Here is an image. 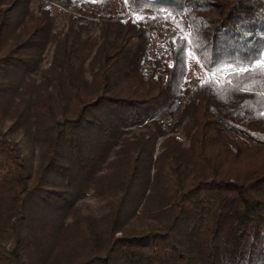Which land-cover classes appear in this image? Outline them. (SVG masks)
I'll return each instance as SVG.
<instances>
[{
    "label": "trees",
    "instance_id": "1",
    "mask_svg": "<svg viewBox=\"0 0 264 264\" xmlns=\"http://www.w3.org/2000/svg\"><path fill=\"white\" fill-rule=\"evenodd\" d=\"M260 50L264 0H0V264H264Z\"/></svg>",
    "mask_w": 264,
    "mask_h": 264
},
{
    "label": "rangeland",
    "instance_id": "2",
    "mask_svg": "<svg viewBox=\"0 0 264 264\" xmlns=\"http://www.w3.org/2000/svg\"><path fill=\"white\" fill-rule=\"evenodd\" d=\"M190 64H191V70H192V76H193V79L197 76H200L202 73H203V68H202V65L201 63L199 62V60L195 57V56H192L191 57V61H190ZM194 83V82H192ZM193 85V84H192ZM191 85V87H192ZM173 119H170V122H173L172 121ZM16 140L20 141L21 137L18 135L15 137ZM21 142V141H20ZM164 142V138H159L158 141H157V147H156V152H155V158L157 157V155L161 152L160 150V147L162 145V143ZM24 147V146H23ZM25 148V147H24ZM28 151V149H27ZM116 161V160H115ZM114 159H113V163L115 162ZM116 163V162H115ZM115 167V166H113ZM114 170V169H113ZM89 203L92 207V210H94L95 214L97 216H99V207L100 205L97 203V201H95L93 198L89 199Z\"/></svg>",
    "mask_w": 264,
    "mask_h": 264
},
{
    "label": "snow or ice",
    "instance_id": "3",
    "mask_svg": "<svg viewBox=\"0 0 264 264\" xmlns=\"http://www.w3.org/2000/svg\"><path fill=\"white\" fill-rule=\"evenodd\" d=\"M264 50H260V52L258 53L257 57L255 58V68H264ZM250 69H246V71H248Z\"/></svg>",
    "mask_w": 264,
    "mask_h": 264
}]
</instances>
